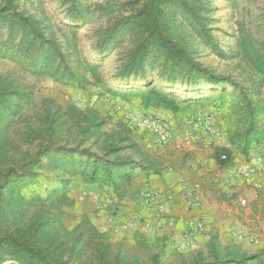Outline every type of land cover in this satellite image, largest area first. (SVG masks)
I'll return each instance as SVG.
<instances>
[{
    "label": "rangeland",
    "instance_id": "rangeland-1",
    "mask_svg": "<svg viewBox=\"0 0 264 264\" xmlns=\"http://www.w3.org/2000/svg\"><path fill=\"white\" fill-rule=\"evenodd\" d=\"M178 1L188 9L179 8ZM143 2L0 0L4 16L35 19L45 36L60 43L64 56L51 58L50 72L37 73L40 49L24 42L17 50L20 36L10 37L0 24V86L14 90L10 104L17 105L0 128L2 231L57 214L52 232L57 230L63 246L59 261L49 264H194L212 260L215 253L234 259L256 255L250 262L264 264L261 168L243 173L255 180L241 230L229 238L203 237V228L193 221L175 238L168 233L177 228L174 220H161L162 213L145 215L146 203L121 202L145 182L144 175L158 173L179 154L177 140H205L210 147L221 137L245 161L264 156V138L252 137L264 136V0L155 1L160 25L177 32L192 61L214 82L184 69H164L159 56L145 72L120 75L127 53L143 37L142 27L117 36L108 47L104 36ZM147 87L174 98L176 109L145 107L136 92ZM72 158L82 160L74 174L62 165ZM120 161L129 164L126 171L132 168L129 178L116 174L114 183L90 178L86 164ZM260 162L264 166V158ZM22 258L25 264H45Z\"/></svg>",
    "mask_w": 264,
    "mask_h": 264
},
{
    "label": "trees",
    "instance_id": "trees-1",
    "mask_svg": "<svg viewBox=\"0 0 264 264\" xmlns=\"http://www.w3.org/2000/svg\"><path fill=\"white\" fill-rule=\"evenodd\" d=\"M155 1L144 0L143 4L135 9L133 16L119 18L112 33L104 36L103 45L104 47H108L115 41L117 36L123 35L128 30L132 31L135 29L136 31L138 27H142L143 37L127 53L126 60L121 65L120 75L126 77L137 74L138 72H145L146 66L151 64L153 57L159 56L164 57V69L167 68L170 71L184 69L195 75H203L209 81L214 82L216 78L206 68H201L195 61H192L189 51L182 44L177 32L167 28L165 29L160 25L159 15L155 9ZM136 3L138 1H135L134 4ZM177 5L181 9H188L185 1H178ZM81 11H83V8ZM187 12L190 14L189 19H192L191 23L195 25V20L192 18L195 12L193 9L187 10ZM0 24L6 26L10 37L13 38L14 35L20 36V43L15 44L17 50L22 49L24 42H30L29 47L32 46L40 49L42 54L38 59L42 62V65L36 68L35 72H50L51 58L64 57L60 43L53 37L45 36V29L35 19L22 15L18 16L17 14L13 17H7L0 11ZM143 25H146V28ZM5 44L9 45V42H5ZM261 64L260 71L264 73V59ZM67 67L70 70L69 66ZM144 78L146 77L144 76ZM167 80H171V76H168ZM14 93V90L0 86V128H2L3 123L8 122L7 115H13L16 110V103L10 104L12 95H15ZM136 94L140 96L145 107L176 109L174 98L155 88L147 87L144 90L136 92ZM261 135L257 132L252 137L257 142H260L264 138ZM250 140L251 138L245 139V146L248 145ZM222 155H225V158L222 159ZM214 157L218 164L225 166L231 159V150L227 147H217L214 150ZM79 163H82V160L75 162L72 158L64 160L62 165L67 167V171L70 174H74L79 169ZM131 163L134 166L143 167L137 162L131 161ZM127 165L129 164L121 161L107 163L94 162L90 166L86 164L87 167H90L88 173L91 179L110 181L111 183H114V176L116 174L122 178H129L131 176L132 168H130V172L126 171ZM65 180L67 179L63 178V181ZM11 187L13 186H9V189L12 192L13 188ZM1 191L3 192V190ZM57 197L59 198V195ZM55 222H58L57 214L52 218L35 220L28 227L17 228L14 232L2 231V225H0V264H25L22 258L24 256L36 259L45 264H49L51 260L57 263L63 242L59 238L57 230L52 232ZM91 228L94 230V227L91 226ZM94 231L96 232V230ZM214 248L216 249L217 245ZM215 254L212 260L199 261L194 264H254L250 261L256 256L252 255L234 259L221 258L218 256V253Z\"/></svg>",
    "mask_w": 264,
    "mask_h": 264
},
{
    "label": "crops",
    "instance_id": "crops-1",
    "mask_svg": "<svg viewBox=\"0 0 264 264\" xmlns=\"http://www.w3.org/2000/svg\"><path fill=\"white\" fill-rule=\"evenodd\" d=\"M179 143L182 144L176 151L179 154L169 157L158 173L144 175L145 182L129 190L121 202L146 205L144 194L151 192L165 208L161 220L168 223L174 220L179 228L168 232L175 238L183 236L182 231L192 221L201 225L203 237L218 234L231 237V232L241 230L247 212L245 205L249 204L252 193L249 185L255 180L254 176L245 179L243 173L254 166L261 168L260 178L264 179V166L260 162L264 156L260 155L256 163L253 159L245 161L243 156L234 154L221 137L210 147L205 146V140L203 143L177 140L175 146H180ZM217 147L231 150V159L225 166L218 164L214 157ZM243 197H246L244 206L239 202ZM144 208L145 215L154 216L153 207L146 205Z\"/></svg>",
    "mask_w": 264,
    "mask_h": 264
},
{
    "label": "built area",
    "instance_id": "built-area-1",
    "mask_svg": "<svg viewBox=\"0 0 264 264\" xmlns=\"http://www.w3.org/2000/svg\"><path fill=\"white\" fill-rule=\"evenodd\" d=\"M221 158H225V155H222ZM256 171V169L253 166H250L244 173L245 176L251 175ZM144 199H145V203L151 208H154V211L156 214H161L164 212L165 208L164 206L159 203L156 199V195L154 193L151 192H146L144 194ZM242 204L246 203L245 199L241 200Z\"/></svg>",
    "mask_w": 264,
    "mask_h": 264
}]
</instances>
